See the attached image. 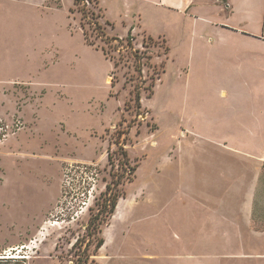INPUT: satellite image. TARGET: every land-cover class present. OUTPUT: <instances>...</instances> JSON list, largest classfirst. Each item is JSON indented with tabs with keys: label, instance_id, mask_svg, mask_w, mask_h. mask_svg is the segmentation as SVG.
<instances>
[{
	"label": "rangeland",
	"instance_id": "1",
	"mask_svg": "<svg viewBox=\"0 0 264 264\" xmlns=\"http://www.w3.org/2000/svg\"><path fill=\"white\" fill-rule=\"evenodd\" d=\"M226 12L217 0H0V114L26 124L0 146V258L248 264L253 68L248 50L219 41ZM218 160L234 163L224 177ZM187 186L227 242L154 257L195 210Z\"/></svg>",
	"mask_w": 264,
	"mask_h": 264
},
{
	"label": "crops",
	"instance_id": "2",
	"mask_svg": "<svg viewBox=\"0 0 264 264\" xmlns=\"http://www.w3.org/2000/svg\"><path fill=\"white\" fill-rule=\"evenodd\" d=\"M162 1L165 4L174 5L178 9H190L196 4V0ZM226 11L225 18L214 23L216 30L218 29L220 33L219 41L222 42V46H240L248 50V56L251 58L250 64H252L253 68V71L249 72L248 75L250 96L247 142V152L249 155V191L247 198L249 210L248 264H264V0H228ZM234 84H237V82ZM226 95L227 92L223 88L222 96L225 98ZM218 120L224 123L226 120L225 115L219 116ZM234 120H240V116L238 115ZM219 124L218 131L220 130ZM225 149L226 145L223 144L220 153ZM236 150L241 151V145H238ZM215 164L218 166V173L221 174V177L227 174L225 171L226 168H234V163L233 165H229L225 164V162L221 163L218 160ZM226 165L227 167H225ZM187 189L190 188L187 186L185 188L186 192ZM186 194L194 198V201L197 202L190 205L186 201V204L190 206L191 210L193 207L195 210L193 209L190 212L189 220L179 229V232L170 233L169 241L163 242L164 244L167 243V248L171 250L167 251L163 249V251L158 247L152 248L153 255H156L154 257H173L172 255L174 254H177L179 257H188L189 255L187 254H192L193 251H187V245L192 246L196 251L202 249H218L225 246L227 242L225 231L223 228L218 229V224L215 223L217 218L216 220H212L214 222L212 223L213 225L203 221L201 215L202 204L199 203V196H195L193 193L189 194V192ZM166 198L164 202L167 203L170 198L169 194ZM161 206L163 207V205ZM160 210L159 208L158 211ZM211 231L212 234L216 235L206 238V235L211 234ZM217 233H220L221 236L217 235ZM175 242L180 245H177Z\"/></svg>",
	"mask_w": 264,
	"mask_h": 264
},
{
	"label": "built area",
	"instance_id": "3",
	"mask_svg": "<svg viewBox=\"0 0 264 264\" xmlns=\"http://www.w3.org/2000/svg\"><path fill=\"white\" fill-rule=\"evenodd\" d=\"M26 127L25 121L21 117H13L11 119L6 118L0 114V146L5 144L10 138L17 136ZM80 170L79 174L82 176L84 174H93V168L89 166H77ZM94 179V177H92ZM14 251L15 254L13 253ZM21 250L8 249L4 251V256L11 258H24L19 252Z\"/></svg>",
	"mask_w": 264,
	"mask_h": 264
},
{
	"label": "trees",
	"instance_id": "4",
	"mask_svg": "<svg viewBox=\"0 0 264 264\" xmlns=\"http://www.w3.org/2000/svg\"><path fill=\"white\" fill-rule=\"evenodd\" d=\"M218 1L224 3L225 5L228 4V0H218ZM117 202H118L117 197H113V198H112V203H113V204H112V208H111V211H110V212H112V213L115 212V210H116V208H117ZM99 223H100V222H99ZM104 244H105V239H104L103 237H101V238L99 239V241L97 242V244H96L95 252H97V251H98V250H99ZM86 255H87V259H88V258H89V254H88V252H86ZM11 259H16V260H15V263L18 264V263H19V259H25V258H0V262L5 261L6 263H10V262L13 261V260H11ZM77 264H81V262H78Z\"/></svg>",
	"mask_w": 264,
	"mask_h": 264
}]
</instances>
